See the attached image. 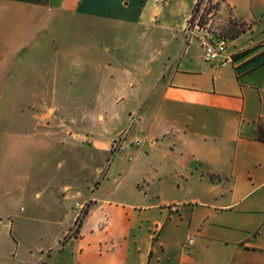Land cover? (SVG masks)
I'll use <instances>...</instances> for the list:
<instances>
[{"label": "crops", "instance_id": "crops-1", "mask_svg": "<svg viewBox=\"0 0 264 264\" xmlns=\"http://www.w3.org/2000/svg\"><path fill=\"white\" fill-rule=\"evenodd\" d=\"M198 2L0 0V57L20 51L33 19L42 31L53 17H77L83 54L67 68L102 102L133 107L123 135L86 136L102 156L119 139L110 165L120 173L97 187L112 185L109 197H48L90 201L80 227L72 233V204V224L12 264H264V0L221 1L216 24L256 21L229 39L224 65L205 59L198 29L184 41ZM9 66L2 60L0 72Z\"/></svg>", "mask_w": 264, "mask_h": 264}, {"label": "rangeland", "instance_id": "rangeland-1", "mask_svg": "<svg viewBox=\"0 0 264 264\" xmlns=\"http://www.w3.org/2000/svg\"><path fill=\"white\" fill-rule=\"evenodd\" d=\"M221 1L203 0L197 13L202 28L198 33L206 40L230 39L246 31L236 22L223 26L212 21ZM77 19L53 17L42 31L41 19H33L20 51L14 48L10 58L0 57V67L2 60L10 62L4 73L0 70V264L28 257L26 249L50 242L47 232L72 224L68 217L75 201L57 205L48 197H65L67 191L78 201L109 197L112 185L97 187L120 173L110 165L119 139L112 140L109 155L102 156L89 147L91 139L86 136L97 131L123 135L132 128L133 107L125 108L116 99L102 102L101 90L85 89L82 73L67 68L70 62L75 67L80 63L72 56L83 54L76 52L80 43L73 41L81 35ZM57 206L60 213L52 215L50 210ZM18 244L24 253L17 251Z\"/></svg>", "mask_w": 264, "mask_h": 264}, {"label": "built area", "instance_id": "built-area-1", "mask_svg": "<svg viewBox=\"0 0 264 264\" xmlns=\"http://www.w3.org/2000/svg\"><path fill=\"white\" fill-rule=\"evenodd\" d=\"M164 1V0H162ZM197 16V15H196ZM192 18V17H191ZM239 25H243L244 27H246L247 29H251L255 24L256 21H252L249 23H243L240 22L238 23ZM198 29V30H202L200 24L198 23V20L195 19L191 21H189V24L187 26L186 29V33H185V38L184 41H188L189 37L191 36V30L193 29ZM202 40H203V47H204V55H205V59L213 64H220V65H224L227 62L231 61V57L228 56L227 54V47H228V42H229V38L227 37H219L218 39H212V40H206L205 37L201 36ZM120 145V143H119ZM89 202L87 201L85 203H76L75 204V209L78 210L77 214H76V219H75V225H74V230H73V234L76 233V231L78 230V228L80 227V222L81 220L84 219L85 214L87 212L88 206H89ZM108 217L105 216L99 223L97 228L98 229H103L106 227L107 223H108ZM76 221H78V225H76ZM190 243H192V239L189 240Z\"/></svg>", "mask_w": 264, "mask_h": 264}, {"label": "trees", "instance_id": "trees-1", "mask_svg": "<svg viewBox=\"0 0 264 264\" xmlns=\"http://www.w3.org/2000/svg\"><path fill=\"white\" fill-rule=\"evenodd\" d=\"M202 1L203 0H199V2L197 3L196 7H195V10H194V13H193V16L191 18V21L195 19L198 11L200 10V7H201V4H202ZM220 5V4H219ZM240 34L239 33H236L234 35H232V37H236V36H239ZM257 138L261 141L264 142V121H260L258 123V127H257Z\"/></svg>", "mask_w": 264, "mask_h": 264}]
</instances>
